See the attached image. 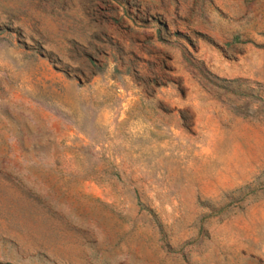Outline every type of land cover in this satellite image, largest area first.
<instances>
[{
    "label": "rangeland",
    "instance_id": "1",
    "mask_svg": "<svg viewBox=\"0 0 264 264\" xmlns=\"http://www.w3.org/2000/svg\"><path fill=\"white\" fill-rule=\"evenodd\" d=\"M0 264H264V0H0Z\"/></svg>",
    "mask_w": 264,
    "mask_h": 264
}]
</instances>
